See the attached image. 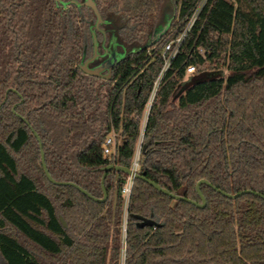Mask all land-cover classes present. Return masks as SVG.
<instances>
[{"label":"trees","instance_id":"trees-1","mask_svg":"<svg viewBox=\"0 0 264 264\" xmlns=\"http://www.w3.org/2000/svg\"><path fill=\"white\" fill-rule=\"evenodd\" d=\"M93 2L122 48L137 44L99 75L84 0H0V264H264L261 197L203 184L198 208L135 179L127 202L128 175L109 171L97 202L49 181L23 120L51 176L97 199L104 168H131L140 146L139 173L177 196L201 203V180L264 195V5L210 0L166 67L200 0Z\"/></svg>","mask_w":264,"mask_h":264},{"label":"water","instance_id":"water-1","mask_svg":"<svg viewBox=\"0 0 264 264\" xmlns=\"http://www.w3.org/2000/svg\"><path fill=\"white\" fill-rule=\"evenodd\" d=\"M87 4L88 6H90L91 8H93V10L95 11L97 17H98V23L97 25L100 24V22L102 21V18L94 4V2H88V3H85ZM89 63V62H88ZM87 63V64H88ZM86 64V65H87ZM85 65V68L87 70V72H89L90 74H98V72L96 71H90L87 69ZM14 92H16V90H13ZM25 121V123L30 126L32 132L34 133V135L36 136L39 144H40V149H41V155H42V166H43V169H44V172L47 176V178L49 179V181L55 185H58V186H72V187H75L77 188L81 193H83L84 195H86L87 197H89L90 199L94 200V201H97V202H105L107 199H108V192L106 190V187L104 185V182H105V179H106V176H107V173L109 171H115V172H124L126 173L128 176H133L134 179H141L143 180L144 182H146L147 184H149L150 186H152L153 188H155L157 191L167 195V196H170L171 198L175 199V200H178V201H186L190 204H193L195 205L196 207L198 208H205L206 205H207V200L204 196V194L202 193L201 191V185L203 184H207L208 186L212 187L214 190H216L217 192L221 193L222 195L226 196L227 198L229 199H232V200H235L243 195H247V194H254V195H257L259 197H261L262 199H264V195L260 194V193H256L254 191H251V190H246V191H243V192H240V193H237V194H228L222 190H219L217 189L215 186H213L209 181L207 180H201L200 182H198L197 184V191H198V194L199 196L201 197V203L199 202H196L194 200H191V199H186L184 197H180V196H177L173 193H171L169 190L161 187L159 184L155 183L154 181L148 179L145 175H142L140 173H136V172H133L130 168H125V167H122V166H118V165H109L107 167L104 168V175H103V179H102V183H103V192H104V198L103 199H97L96 197H94L92 194H90L87 190L83 189L82 187L74 184V183H66V182H58L56 181L50 174V171L48 169V166H47V163H46V157H45V153L43 151V144H42V140L40 138V136L38 135V133L31 127V124L28 120L26 119H23ZM63 224L66 226V223L64 220H62Z\"/></svg>","mask_w":264,"mask_h":264},{"label":"rangeland","instance_id":"rangeland-1","mask_svg":"<svg viewBox=\"0 0 264 264\" xmlns=\"http://www.w3.org/2000/svg\"><path fill=\"white\" fill-rule=\"evenodd\" d=\"M92 1L93 0H84L85 3ZM250 1L254 2L258 6L264 5V0H250ZM164 9H165L163 11L164 24L162 26V29L167 28L174 21L173 9L171 8L169 2H166ZM124 23L125 20L122 19L120 15H116L114 24L117 26H122L124 25ZM102 24H103V20L100 22L99 25H97V29L101 31L100 33L101 38L99 40V43H97L96 45V55L94 58L95 64L93 66H90V64L88 63L86 67L90 71H96L99 74H106L111 69L112 65L115 62H117L124 55L125 52L127 53V51L136 49L137 44H126L123 45L122 48V46L116 40L115 33L113 32V30L109 29V27H108L109 30L106 29L104 26H102ZM224 75L227 76V71H225ZM187 81H189V79H187ZM184 86L185 85H182L177 89L176 94L174 95L173 98L172 105L177 104L180 96L184 94L185 92Z\"/></svg>","mask_w":264,"mask_h":264},{"label":"built area","instance_id":"built-area-1","mask_svg":"<svg viewBox=\"0 0 264 264\" xmlns=\"http://www.w3.org/2000/svg\"><path fill=\"white\" fill-rule=\"evenodd\" d=\"M210 2V0H200V2L198 3V6L196 7L193 15L190 17V19L188 20L186 27L184 29V31L180 34L179 37L175 38V39H171L169 41L166 42L165 46H164V56L166 58V67L169 66L170 62L172 61V59L177 55L178 51L180 50V48L182 47L185 39L187 38V36L189 35V33L192 31L194 25L196 24L198 17L200 15V13L202 12V10L204 9V7ZM197 73V69L195 66L191 65L187 68V75L188 78L190 79L192 76H194ZM158 87V84L156 86V89ZM153 98L154 95L152 96L151 101L149 102L148 106H147V110H146V114L148 115L150 110H151V106H152V102H153ZM147 117V116H146ZM147 123V118L144 120L143 123V127L145 128ZM116 135L115 134H111L105 143L104 146V154L107 158H111L113 154H115L116 151ZM140 149L141 146L139 147L135 158H134V162L132 167L130 168L133 172L139 173L140 171ZM134 177L133 176H128V181H127V186L125 187V189L123 190L124 195L126 196V200L127 202L129 201L130 195H131V191H132V187L134 184Z\"/></svg>","mask_w":264,"mask_h":264}]
</instances>
